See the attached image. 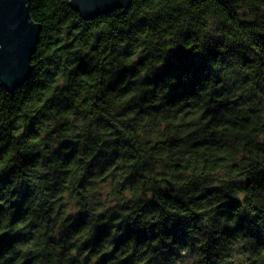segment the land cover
<instances>
[{"label":"clouds","instance_id":"obj_1","mask_svg":"<svg viewBox=\"0 0 264 264\" xmlns=\"http://www.w3.org/2000/svg\"><path fill=\"white\" fill-rule=\"evenodd\" d=\"M30 6L25 0L24 7ZM75 6L76 0H44L41 20L34 22L29 15L42 45L37 64L41 71L21 85L32 91L11 128L0 120V148L9 141L19 145L9 160L33 157L28 173L53 176L63 194L55 209L63 230L53 232L62 246L53 256L67 248L75 264H97L108 253L112 255L107 264H118L136 247H119L121 238L144 232L165 238L138 250L133 264H250L253 257L245 251L248 225L238 227L240 221L232 218L225 197L250 200L251 194L243 190L247 170L264 164V58L249 49L246 55L256 64L246 70L233 46L238 41L250 44L255 34L251 26L264 25V0H234L232 20L215 0L202 3L196 13L201 50L193 51L195 62L178 73L161 71L176 51L162 45L169 43L166 34L181 14L184 23L179 29L191 34L189 0H88L83 15L109 7L130 18L126 34L103 27L116 44L102 65L99 54L87 46L96 33H89L86 25L74 31ZM242 25L249 30L242 31ZM150 29L158 30L159 40L148 39L157 35ZM70 36L82 42L72 43ZM217 58L221 68L212 66ZM100 67L105 75L98 78ZM181 85L190 86V91L177 94ZM225 90L227 102L238 106L234 115L223 112L217 100ZM157 192L180 201L192 215L167 213L161 222ZM149 208L153 211L144 215ZM193 216L201 218V231L195 230ZM81 217L87 228L74 227ZM47 219L33 217L35 231L46 234ZM256 227L258 241L264 243V223ZM103 228L107 232H100ZM225 229L234 230V235L226 238ZM4 231L15 234L0 224ZM208 236L218 245L215 259L206 257ZM35 243L16 248V264L36 254ZM52 264L58 262L53 259Z\"/></svg>","mask_w":264,"mask_h":264},{"label":"trees","instance_id":"obj_2","mask_svg":"<svg viewBox=\"0 0 264 264\" xmlns=\"http://www.w3.org/2000/svg\"><path fill=\"white\" fill-rule=\"evenodd\" d=\"M207 0H189L191 5L192 18L190 20V35H185L183 31L179 29V25L184 23V15L181 14V19L176 22V27L170 29L166 35L171 39L168 44L162 45L166 48H175L176 51L170 53L168 63L161 71L170 68L173 72H180L184 68L191 66L195 62V57L192 55L193 51H200L199 45L202 41L197 38V32L201 25L199 19L196 16L200 5L206 3ZM234 0H215L216 7L221 9L224 16H227L229 20H232V8L231 5ZM31 6L30 14L34 22L41 20V12L44 9V0H30ZM147 9V4L142 5ZM74 18L77 20V24L74 26V31H79L82 26H87L89 33H96L94 39L88 38V45L92 48V51L97 52L100 57V63L103 64L104 58L113 51V46L116 44V40L105 36L102 31L103 27L107 25L111 32L126 34L129 28V16L126 12L117 11L114 9L111 13L101 15L93 20H86L83 16L72 8ZM51 16L55 19L57 13L55 10L51 12ZM159 23V19L156 20ZM254 31V35L251 37V43H240L239 41L233 46V49H239V59L242 65L248 69L249 66H254L256 60L248 57L246 53L251 49L257 57L264 58V25L251 26ZM242 31H248V25L241 26ZM44 28L42 26L41 34H43ZM150 31L157 32L156 36L148 37L149 40H159L160 35L157 29H150ZM246 40L248 38H245ZM72 43H81L82 41L77 36H70ZM58 43H61L58 41ZM42 47L40 43L37 45L35 54L32 56V64L34 70L31 77H34L41 69L37 68V64L40 61L38 51ZM61 47L63 44L61 43ZM54 55V53H53ZM215 55V53H213ZM173 58V61H172ZM214 68H221V64L218 62V58L213 60ZM105 75L102 67L99 68L97 76ZM223 75L221 72L220 84L223 86ZM31 89L20 88L14 92L0 86V120H2L9 128L12 126V122L16 118V113L20 107L27 102V97L31 94ZM190 91V86L181 85L177 90V94L182 95ZM203 95V92L200 93ZM229 96L227 90L223 91L217 96V100L220 103L223 112L228 115H234L233 109L237 108V105L230 104L226 98ZM195 98V96H193ZM29 130L31 131V120L28 121ZM247 123V122H246ZM19 145L9 144L3 148H0V168L4 170L0 172V224H6L10 230H15V234H9L8 231L0 232V264H16V260L19 258V253L16 251L18 246L27 245L31 241H36L35 248L36 254L27 256L23 264H52L55 259L58 264H75L74 259L68 258V249L65 248L64 252L58 256H53V250L56 247L62 246V242H58L53 237V232L60 227L62 229V223L60 215L55 211L56 206L61 203L58 199L63 194L59 191V185L55 183V178L48 175L29 174L28 169L35 163L33 157L17 156L15 159L9 160V157L16 152ZM5 151L8 152V156H4ZM70 163V161H69ZM51 166L52 162H48ZM248 182L243 186V190L251 194V199L245 202H240L235 196H226L225 203L227 208L231 212L233 219L240 221L238 227L248 225L246 239L250 242L249 247L245 250L249 256L253 257L250 264H264V243L258 241L259 230L256 227L258 223H264V197L258 196V193H264V164H257L254 167L247 170ZM156 204L162 209L158 213V219L164 222L167 213L174 215L191 216L192 214L180 201L172 200L169 197L157 192ZM50 201H56L55 204ZM155 206H153L154 208ZM39 209L37 211L36 209ZM153 208H149L147 211H143L144 215H148L153 211ZM48 217L47 233H41L35 231V226L32 224L33 217ZM192 224L197 231H201L200 224L201 218L198 216L192 217ZM75 228H87L84 223L83 217ZM219 227V224H217ZM25 229H28V233L25 234ZM90 230V229H88ZM159 231V229H157ZM100 232H107V228H103ZM67 233L65 232V236ZM234 235V230L225 229L226 238H230ZM177 237L183 239V234L177 231ZM164 236H152L151 233L140 232L138 235L130 236L127 239L121 238L119 247H126L128 244H134L136 247L129 250V255H125L123 259L118 261V264H133L132 256L136 254L138 250L144 249L146 245H151L155 241L164 239ZM170 240L171 237L167 236ZM101 237H95V243L99 245ZM85 248L87 243L83 245ZM218 247L215 240L211 236H208V251L206 257L211 256L215 259V250ZM157 254L159 249H156ZM112 254L105 253L104 256L97 262V264H107L108 258Z\"/></svg>","mask_w":264,"mask_h":264},{"label":"water","instance_id":"obj_3","mask_svg":"<svg viewBox=\"0 0 264 264\" xmlns=\"http://www.w3.org/2000/svg\"><path fill=\"white\" fill-rule=\"evenodd\" d=\"M24 2L25 0H0V86L11 92L22 88L21 85L32 76V56L39 43L28 22L30 8L24 7ZM87 4L88 0H76L73 8L88 21L114 10L103 7L83 15L82 11ZM10 24H15L16 27L10 28Z\"/></svg>","mask_w":264,"mask_h":264}]
</instances>
